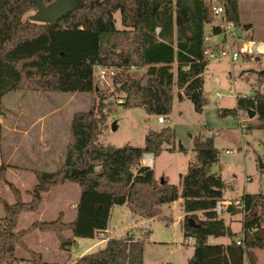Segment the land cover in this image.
Instances as JSON below:
<instances>
[{"label": "trees", "instance_id": "1", "mask_svg": "<svg viewBox=\"0 0 264 264\" xmlns=\"http://www.w3.org/2000/svg\"><path fill=\"white\" fill-rule=\"evenodd\" d=\"M41 1L49 5L56 0ZM75 1L78 8L51 26L25 18L36 11L32 0H0V118L2 99L9 93H86L95 95L98 101L95 110L93 99L91 109L72 115L61 167L53 172L33 171L36 184L28 192L29 201L21 200L19 190L5 179L6 167L0 166V183L14 197L12 204L0 199V264H44L41 256L24 244L25 236L34 230L55 234L60 250L68 251L76 238L94 239L106 231L114 206L125 205L145 219H165L161 207L179 199L186 214L183 238L194 241L193 254L186 264H244V260L255 264L252 251L264 252V195L244 194L239 199L242 210L227 209L232 215L243 216V236L234 234L214 212L216 202L223 200L225 184L210 173V166L218 160L213 138H193L195 162L181 176L179 188L166 177L156 181L153 170L140 165L144 155L155 158L164 150L185 153L181 145L164 149L174 141L172 128L148 131L142 147L117 148L98 142L105 129L104 96L94 78L98 66L122 69L112 81L124 94V108H141L167 122L176 89L179 101L189 99L194 111L202 113L207 104L202 78L208 65L204 58L205 28L211 26L213 35L221 33L213 22L210 0ZM223 3L227 19L238 25L237 0ZM116 13L121 30L115 27ZM120 38L128 48L115 53V42ZM131 68H143L145 72L135 77L126 72ZM240 111L255 112L260 121L258 129L264 130L263 93L236 96L235 109L223 110L221 115ZM65 183L75 184L80 190L74 220L64 223L59 214L54 221L33 222L17 231L19 216L36 212L43 195ZM196 213H201L202 219ZM189 218L197 228L188 225ZM66 231H70L69 238L64 237ZM209 238H227L230 243L210 244ZM16 247L26 250L29 259L17 258ZM143 248L142 240L109 239L102 249L82 255L73 264H144Z\"/></svg>", "mask_w": 264, "mask_h": 264}, {"label": "rangeland", "instance_id": "2", "mask_svg": "<svg viewBox=\"0 0 264 264\" xmlns=\"http://www.w3.org/2000/svg\"><path fill=\"white\" fill-rule=\"evenodd\" d=\"M220 3V0H210L211 7ZM237 4L239 24L235 26L234 48L248 42L264 41V0H237ZM34 13L29 12L25 18L28 19ZM114 19L116 29L121 30L119 13L114 14ZM213 22L216 23L217 20L214 18ZM209 30L210 28H206L205 34ZM127 48L126 42L120 38L115 42L114 52L118 53ZM126 72L140 77L145 69L131 68ZM95 73L97 68L94 70V78L98 90L104 96L102 112L105 117V129L98 137L100 144L117 148L125 145L142 147L148 131H158L163 127L172 128L174 141L171 146H164V149L181 145L185 153H169L164 150L154 158L151 169L157 181L166 177L170 184L179 188L181 176L185 175L188 165L195 162V154L192 151L193 138H213L218 160L210 166V173L219 176L225 184L222 198L236 201L244 194L264 195V130L258 129L260 121L257 115L252 119L248 118L247 112L241 111L236 115H221L223 110L235 109L236 96L252 97L258 93L264 94V56L254 63L247 62L245 58L234 64H230L227 59L209 62L202 74L203 95L207 100L202 113L194 111L189 99L179 101L178 92L174 89L171 113L169 120L164 124H159L158 117L146 114L141 108H124V94L118 90V85L113 84L112 77L100 83ZM215 78H218V84L215 83ZM93 99L95 110L98 107L96 96L86 93L73 95L16 92L5 95L2 99L3 115L0 118V124L3 126L0 166L12 152L13 144L7 131L15 127L27 132L28 141L35 137L37 139L39 129L43 130L44 140L48 144L52 142L55 146L49 154L51 163L48 166L36 167L52 172L59 169L64 160L72 115L91 109ZM113 124L115 130L112 129ZM241 125L244 126L242 131ZM210 133L212 135H209ZM28 141L18 145L17 156L21 163H25L27 159L23 158L27 150H36L38 147V150L42 151L38 144L28 145ZM34 142L36 143V140ZM226 151L234 154H226ZM9 178L18 182L16 176ZM0 199L14 203L12 193L3 183H0ZM24 199L29 198L24 196ZM180 202L161 207V216L165 219H142L138 214L132 213L134 220L129 222V211L116 209L110 223V236L114 239L142 240L144 264H186L184 258H189L188 251H192L193 247L187 245L179 227L178 217L184 214ZM0 213H3L1 206ZM224 216L225 214H222L221 218ZM197 217L202 219L201 215ZM232 229L237 232L239 223L232 226ZM94 241L95 239L76 238V242L69 248L72 257L79 255L85 246ZM228 241L223 238L220 242ZM102 248L103 246H99L92 252ZM245 264L248 262L245 261Z\"/></svg>", "mask_w": 264, "mask_h": 264}, {"label": "crops", "instance_id": "3", "mask_svg": "<svg viewBox=\"0 0 264 264\" xmlns=\"http://www.w3.org/2000/svg\"><path fill=\"white\" fill-rule=\"evenodd\" d=\"M238 12H239V9H238ZM206 28L207 29L210 28V30H211V26H209V27L207 26ZM210 30L207 33H210ZM260 42L264 43V41H260ZM73 95H75V94H73ZM235 99H236V97H235ZM2 132H3V126L1 125V133ZM7 133L10 136V140L13 144V149H12L11 154L8 156V159L3 164L6 167L5 179H6V181L12 183L19 190V192L21 194L22 201L27 202L30 199L28 192H30L32 190V188L34 187V185L36 184L33 171L38 170V171L52 172V171H48V170H44V169H39L36 166H39V165L40 166L41 165L48 166L51 163V158H50L49 154H51L53 152V148L55 145H53L52 142L48 144L44 140L43 130L41 131L40 129H39L38 133L36 134L37 139H36V137L34 138L36 140V143L34 142L35 141L34 139L28 141L27 132H25V130L21 131V130H18L15 127H13L10 129V131L8 130ZM25 141H28L27 142L28 145L38 144V146L40 148H42V151L38 150V147L36 150H31V149L27 150V152H26L27 154L23 155V158H27V159H26L25 163H21L18 160V156H17V153L19 150L18 145L25 143ZM41 153H42V155H41ZM150 156H151V165L149 168L151 169L153 167V164H154V157H153V155H150ZM18 162H20V163H18ZM140 165L146 166L145 164H142V160L140 161ZM133 172H135V171H133ZM10 176H16V179L18 180L19 183L13 182L9 178ZM161 178H163V177H161ZM3 185H5V184L3 183ZM74 185L75 184L65 183L63 185L53 187L47 193H45L42 197V203L40 204V206L36 212L23 213L19 216L18 223H17V231H21V230L28 228L33 222L54 221L58 217L59 214L62 215V220L64 223L72 222L76 216V206H77V202H78L79 195H80V190L78 188H76ZM3 189H4V186H3ZM24 196H28L29 199L28 200L24 199ZM13 199H14V197H13ZM223 200H225V199H223ZM226 201H230V200H226ZM175 202L176 203L180 202L181 206H182V200L181 199H179ZM175 202H173V203H175ZM7 203H9V202H7ZM1 208H2V206H1ZM116 209H119V210H125L126 209L130 213L129 214V222H132L134 220V217L132 216L133 214L127 206H125V205L124 206H114L111 210V215H110V220H109L107 230L102 232V233H98L94 238L95 241L90 243L89 245L85 246L84 249H82V252L79 255H74V257H72V253H71L70 249H68V251L60 250L58 240H57L55 234H53V233H45V232H41L39 230H34L25 236L24 244L28 250H30L36 254H39L41 256V260H42V262H44V264H73L77 258L81 257L82 255H84L86 253H91L93 249H95L99 246L104 247L107 240L114 239L110 236V233H111L110 223L112 220L113 213ZM223 214H225V216L222 218L225 225L228 226L233 233L238 234V236H240L241 232H242V217L243 216L241 214L232 215V214L228 213L227 210L224 211ZM196 215L202 216L201 213H196ZM2 216H3V213L2 214L0 213V218ZM185 216H186V214L184 213L178 217L179 227H180L181 232H182V223H183ZM138 217H140V216L138 215ZM168 220H169V222H171L170 218ZM237 222L239 223V230L236 232L232 229V226L237 224ZM70 235H71L70 231H66L64 233V237H66V238H69ZM221 240H223V238H218V239L209 238V243L210 244H217V245H224V246L228 245L230 243L229 239H228L229 241L226 243H221L220 242ZM75 242H76V239H75ZM193 244H194V241L192 242L191 247H193ZM76 247H78V244L76 245ZM252 253L256 259L255 264H264V252L263 251L255 249L252 251ZM192 254H193V249L190 252L188 251L189 258L192 256ZM15 256L19 259H24V260L29 259V255H28L27 251L20 248V247L15 248ZM189 258L188 257L184 258V260L188 261ZM245 261H247V260H244V264H245ZM26 264H33V263H26ZM248 264H249V262H248Z\"/></svg>", "mask_w": 264, "mask_h": 264}, {"label": "built area", "instance_id": "4", "mask_svg": "<svg viewBox=\"0 0 264 264\" xmlns=\"http://www.w3.org/2000/svg\"><path fill=\"white\" fill-rule=\"evenodd\" d=\"M221 3L218 6L212 7L213 17L217 20L216 24L219 25L221 33L219 35H213L211 33L204 34L203 43H204V58L209 62H220L223 59H227L230 64H234L245 58L247 62L254 63L258 57L264 56V43L262 42H249L246 44L240 45V47L234 48V35H235V25L227 19V15L224 8L223 0H220ZM97 73L95 76L98 81L104 82L106 78L113 77L117 72L120 71L119 68L115 67H104L98 66ZM215 83L218 84V79L215 78ZM220 98V96H218ZM159 124L166 123L162 117L157 119ZM241 131L244 129V126H240ZM245 131V130H244ZM209 135H212L211 133ZM226 154H234V152L226 151ZM150 156L144 155L143 158ZM146 167H150L151 160L147 158ZM229 207L236 209H243V202L240 200L236 201H226L221 200L217 201L214 207V212L217 216H221L224 211ZM243 235L241 234L240 237ZM193 239H186L187 245H192ZM209 241V240H208ZM237 245H241V241H236Z\"/></svg>", "mask_w": 264, "mask_h": 264}, {"label": "water", "instance_id": "5", "mask_svg": "<svg viewBox=\"0 0 264 264\" xmlns=\"http://www.w3.org/2000/svg\"><path fill=\"white\" fill-rule=\"evenodd\" d=\"M32 2L36 7V11L34 15L29 17V20L35 23L49 24L51 26L56 25L67 14L78 8V4L75 0H56L49 5H44L41 0H32ZM247 116L252 119L255 116V112L250 111L247 113ZM112 129L115 130L114 124ZM260 168H262L261 164ZM187 223L192 228L198 227L191 218L187 220Z\"/></svg>", "mask_w": 264, "mask_h": 264}, {"label": "bare ground", "instance_id": "6", "mask_svg": "<svg viewBox=\"0 0 264 264\" xmlns=\"http://www.w3.org/2000/svg\"><path fill=\"white\" fill-rule=\"evenodd\" d=\"M147 158L149 160H151V156H147V157H145V158L142 159V164H146L147 163Z\"/></svg>", "mask_w": 264, "mask_h": 264}]
</instances>
